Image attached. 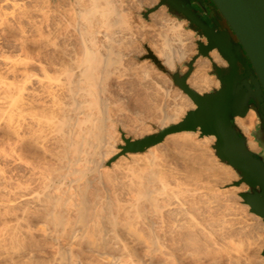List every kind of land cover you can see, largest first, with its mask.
Listing matches in <instances>:
<instances>
[{"label":"bare ground","instance_id":"obj_1","mask_svg":"<svg viewBox=\"0 0 264 264\" xmlns=\"http://www.w3.org/2000/svg\"><path fill=\"white\" fill-rule=\"evenodd\" d=\"M3 2L6 6L5 8L9 7V9L12 10L13 8L11 7L14 6L16 9V5L13 1L4 0ZM152 4H154L153 1ZM122 5L123 0H74V9L78 15L76 19L81 23V25L78 26V31L82 37L81 48L79 47L82 53L79 55L76 52L79 50L75 51L70 41H52V46L55 47L56 52L55 54L53 53L51 57H46L39 53L37 57L33 58L30 49L25 47L23 48L25 57H30L32 61L28 60L29 58L27 59L28 61L24 58L27 62L23 70L22 79L16 80L14 77V79L12 78L7 81L4 79V81L0 80V88H2V94H4L3 106L0 108V120L2 122L4 121L5 124L12 128L13 133L20 142L21 153H23L24 156L27 157L31 155V151L25 146L26 144L27 146L31 144L32 147L33 144L36 146L38 145L43 151L41 155H37L38 159L39 157L42 159L44 158L46 160H44L45 162H51L53 165V168L47 171L43 168V164L34 166L33 182L37 184L36 189L29 190L30 184L28 185V182L26 185L19 184L18 188L16 187L18 190L20 189L18 197L24 200L25 207L21 211L22 217L18 218L17 214L11 217V219H16L17 221L14 224H10L9 228L3 231L4 233H2V236L3 239L9 243V248H11L12 251H17L25 249L28 245L34 244L35 232L33 231L42 232L43 236L50 240L51 244L55 247L53 258L46 262V264L84 263L82 255L75 251L74 242L80 245L87 244L96 256H99L109 264H120V262L123 261L122 258L111 254L107 246L112 243L114 238L122 241L124 245H127L119 232V229L123 228L128 232L129 237L133 238V241L139 240L140 242H144L147 249L145 256H140L133 248L130 249V255L132 256L130 264H156L154 258H159L158 255H161L166 250L167 257L164 259V264H202L203 259L201 252L203 250L201 252L200 250L203 248L201 247L200 249L197 243L198 240L195 241V238H190V236L198 235L197 237H199L200 231H202V233L205 231L209 238L215 234V231H212L214 229L213 226H211L213 228L212 230L211 228L207 230L208 227H205L208 220L211 219L212 213L211 215L204 213L208 217L204 216L202 219L198 218L194 215L193 208L191 209L188 205L187 207V202L179 201L178 198V202L170 206L168 204L169 209H173V212L175 210L176 215L172 216L173 218H171V220L168 211V219H170V221L168 219L165 221L164 218L167 217L162 219V215L164 214H162V209L165 208V205L158 201L159 197H157V192L155 193V190L143 181L144 177L142 172L144 170L136 172L137 182H135V187L137 191L134 199H131L127 203H120L119 201L105 198L104 193L100 194L102 187L101 189L99 187L102 185L101 183L105 181H101L103 180L102 177L106 169H102L104 168L103 164L106 159L116 151L117 143L114 138L115 122L113 123L112 121L113 111L116 107H119L118 109L120 110H124V108L121 107V109L120 106H116L118 102L121 105L120 99H122L116 95L119 94L117 90L123 89L122 84L124 81L131 83L134 76L136 78L138 76V81L143 84L145 81H152L155 77L153 73L156 70L154 65L146 60L138 63V65L136 62V66L133 67H131L132 65L130 67L124 65L123 60L126 53L123 52V47L124 49L128 48L127 44L131 43L134 29L131 22V14H129L130 12L123 11L121 9ZM15 9H13V11H15ZM11 10H9V12ZM42 10L43 9H41L40 12ZM166 10V7H161L158 11L155 10L156 12L152 13L153 18L156 20L155 25H157V28H153L157 31V35L160 39V42H158L156 46V50L159 56H163L166 59V63L173 68L175 66V61L182 60L187 54V49L192 48L194 38L193 31H184L183 23L171 17ZM68 11L70 10L68 9ZM44 12L42 13L43 16ZM12 13L10 12L9 15ZM97 13L99 14L98 17L96 16ZM56 16L57 13L54 15L51 12L44 16V25H46L49 30V35H54L55 30L62 23L61 18ZM64 16L65 15L62 17ZM97 20L101 21V23H96ZM36 27L38 28L37 31L42 35L43 25L37 24ZM16 28L20 32V36L17 38H19V40L21 39L20 41L23 45H27L28 35L24 33L27 31H25L22 25H18L17 23ZM102 28H104V31L101 30ZM100 33H103L102 35L103 37L105 36L106 39L105 41H103V39V42L97 45V42H100L97 39ZM49 44H51V42ZM58 50L60 51L59 53H61L60 55L57 53ZM128 53L129 52H127V54ZM213 62L220 66L227 65V62L221 57L217 49L210 52V58L200 56L196 60L195 64H197V67L187 81L192 89L199 93H204L214 85L216 88L219 87V80H213L208 73ZM32 67L38 70L32 71ZM136 78L135 80L137 81ZM130 85L129 88H131ZM134 85L136 88L137 84ZM143 86H145V84ZM165 95L167 108L169 107L168 104H171L170 102H173L172 105L174 106L173 113L168 112L167 108L165 109V111L167 110L169 113L165 116L167 119L175 120V123L181 121L188 110H192L196 107L191 98L181 89L176 96H170L168 93ZM115 97L119 98L120 101L118 99V101H116ZM0 101L2 102V100ZM118 109H116L115 113H117V111L118 113L121 112ZM118 113L117 115L120 114ZM246 115L236 116L235 122L241 131L248 136L257 114L256 111L252 109L249 111L248 115ZM196 134L197 133L193 131L175 133L168 136L161 144L174 139L172 143L177 141V145L180 144L181 148H187V146H192L194 144L200 147L205 146V149L209 152L210 148L207 146L215 142V136H204L201 141L193 142ZM248 145L253 150L259 149L258 143L254 140H248ZM186 148L184 149L186 150ZM188 149L192 148L188 147ZM197 149L200 148L197 147ZM1 151L3 152L2 149ZM168 152L171 153L170 151ZM203 153H201V155H203ZM206 153L204 154L207 160L210 157L206 158ZM209 153L211 154V151ZM169 156H173V153ZM133 157L135 158L136 154L133 155ZM18 158L20 159V157ZM155 158H157V155H155ZM216 158L214 163L219 167L222 173L226 174L225 177H237L236 172L231 166L221 163ZM207 162L209 164V161ZM211 162H213L212 160H210V164H213ZM151 166L152 168L150 169L148 179L160 178L161 168L159 164H157L155 160H152ZM193 168L195 169V167ZM134 172L135 171H132V173ZM192 172L198 175L196 170ZM212 173L213 172H211V174ZM30 182L32 183V179H30ZM95 182L101 185L97 188L96 186L98 184L95 185ZM104 185L106 186L107 183H104ZM16 188H14V190ZM105 189H107V187ZM240 190L241 187L235 188L237 193H239ZM14 199L15 198L10 199V201ZM188 204L191 205L190 202ZM245 205L246 208H249V205ZM204 209L202 208V211ZM211 209L213 210V208H210L208 211ZM252 214L250 221L247 222H251V226H254L256 231L260 230L264 232V221L262 217L254 213ZM205 217L208 218V220ZM203 218L207 220L206 223ZM20 220H24L23 222H25V224L20 222ZM212 220L213 218L210 221ZM163 221H169V223H167L168 227L163 224ZM244 227L245 226H243V228ZM246 231L248 232L247 229ZM162 233L168 236L167 240L170 245L164 243L166 238L162 240ZM257 233L256 235H259V233ZM189 234L191 235L189 236ZM260 234L264 233L260 232ZM204 237L208 239L206 234ZM259 237H261V235H259ZM67 238L69 240L66 243L65 241ZM201 239L203 240V238ZM212 242L216 243L215 240ZM231 243V241H227V246H225L226 248L223 247V249L226 250L229 248ZM187 244H189L188 248H186ZM236 244L232 243L231 247H236L235 249L237 250L242 249H239V247H237L238 244ZM240 244L238 246H241ZM209 246L210 248L208 249ZM209 246H206L208 255H211L213 258V256H216L214 255L215 247H213V245ZM263 247L264 244L257 250L261 251ZM227 252L230 253V251ZM133 256H136V258L133 259ZM236 257L238 258L239 256L236 255ZM233 258L235 259V257ZM29 259L35 264L39 262L35 254H32ZM250 260L252 259L250 258ZM254 261L256 260L252 262ZM259 264H264V259H262Z\"/></svg>","mask_w":264,"mask_h":264},{"label":"rangeland","instance_id":"obj_2","mask_svg":"<svg viewBox=\"0 0 264 264\" xmlns=\"http://www.w3.org/2000/svg\"><path fill=\"white\" fill-rule=\"evenodd\" d=\"M3 1L4 0H0V5H1L0 8L2 9V10L0 9V54H1L0 55V76H1L0 80L7 81V80H11L12 78L14 79V77L16 80L22 79V76H23L22 74L24 73L23 70L26 66V62L28 60H31L30 57H25V52L23 49L25 47L30 49L31 54H32L31 56L33 58L37 57L39 53L41 55H45L46 57L47 56L51 57L53 53L55 54L56 52L55 47L52 46L53 45L52 41L54 40L59 41V42L70 41L75 51L79 50V51H76L79 55L82 53L80 50L82 37L78 31L79 30L78 26L81 25V23L78 19H76L78 15L76 14L75 9H74V0H57L55 3H53L52 0H10L11 2L13 1V3H15L16 5V9L14 6L11 7L15 9V11H13V9L12 10L9 9V7L5 8L6 6L3 4L4 3ZM152 1L154 4H152ZM157 2L158 0H123V5L121 9L125 12H128V13L130 12L129 14H131V22H132V26L134 29V34H133V37L131 38V43L127 42L128 48L124 49L123 47V52L126 53V56L124 57V60H123L124 65L126 67H130L132 65L131 67H133V66H136V62L138 65V63H141L142 61H145V60L149 61V63L153 64L154 67L156 68L155 72L153 73L155 77L153 78L152 81H149V82L145 81L144 83L145 86H143L144 84L138 81L139 80L138 76L137 78L134 76L131 83L129 82L133 86H131L127 81L126 82L124 81L122 85L125 91L123 89L117 90L119 94H116V95H118V97L122 99H120L121 105L118 102L119 105L117 103L116 106H120V108L122 107L124 108V110H120L118 109L119 107H116L115 110L113 111V116H112L113 118L112 121L113 123L115 122L114 138L117 143L116 151L110 157H108L103 164L104 168L102 169H105V168L106 169L104 170V176L102 177L103 180L101 181H104V180L105 181L101 183L102 185L100 183L98 184L95 182V185L98 184L96 186L97 188L101 185L99 187L100 189L102 187L100 194L104 193L105 195L104 194L103 195L105 198H110V199L119 201L120 203H127L131 199H134V196L137 191L135 187L136 186L135 182H137L136 172L140 170H144L142 172L143 177H144L143 181L149 184L150 187L155 190V193L157 192L156 193L158 194L157 197H159L158 201L162 203L163 205H165V208H163V205H162V208H163L162 214L164 213L163 214L164 216L162 215V219L164 217H167V218H164L165 221H167L166 219L169 218L168 211L170 214V219L173 218L172 216L176 215L175 210L173 212L172 211L173 209L172 210L169 209L168 204L170 206L171 204L178 202V198H179V201L187 202L186 206L188 205L189 207H191V209L193 208L194 210L193 213L198 218L202 219V217L204 216L208 217L207 215H211L212 213V216H211V219L213 218L212 221H210L211 219L208 220V218L206 217L205 218L208 220V222L205 218H203V220L205 223L207 222L205 225L206 228L208 227L207 230L208 229L210 230V228L212 230L214 228L212 231H215L216 235L213 234L212 237L209 238V236L207 235L205 231H203V233L202 231H200L201 233L199 232V237H197L198 235L190 236L191 234H189L190 238H195V241L198 240L197 241L199 245L198 247L200 249L201 247L203 248L200 250V252L203 250L202 251L203 253L201 252L202 259H203L202 264H240V263L250 264V262L251 264L253 263L259 264L262 261V259H264V257L261 256L262 250L260 251L257 249H260V247L264 244V238H263L264 234H260V232L261 233H264V232L260 230L256 231L255 230L256 228H254V226H251V222H247V221H250V218L253 215L249 211L250 207L246 208V205L243 204L242 198L235 191L236 187L229 186V184L233 180L237 179V177L235 178L232 176L228 178V177H225L226 176L225 173L221 172L219 167L214 163L215 158L217 156H215L212 145L207 146L208 148H210V151H211V154H210L209 153L210 151L208 152L205 149L206 148L205 146L203 147L201 146L202 147L201 148L200 146L193 144L192 146H187V148L186 147L181 148L180 144L177 145V141H175L176 143L175 144V143H172L174 142V139H171L170 140L171 142L168 141V142H165L164 144H159V145L150 147L146 152L129 153L127 155H123L119 157L115 162H113L111 166H106V162L112 156H114L120 151L118 147L119 144H123L120 129L134 136L135 138L140 139L148 134L158 132L162 130L163 128L175 123V120L167 119L165 116L166 114H169L168 112H172L174 110L173 109L174 106L172 105L173 102H170L171 104H168L169 107L167 108V104L165 103L166 102L165 94L168 93L170 96H176L180 88H178L174 84L170 76H168L162 70H160L150 59H145L141 61L138 60L139 56H142L147 52L144 47V44L148 43L152 51L157 55L159 59L162 60L163 64L167 68L171 70H174L175 68V66L171 68L170 65L166 63V59L163 56H159L156 50V46L158 45V42H160V39L157 35V31L154 29V28H157V25H155L156 20L152 16L153 12L150 14L149 20H146L142 16V13L147 8L153 7V5H155V3L157 4ZM161 7H166V6H161ZM41 9L43 10L40 12ZM68 9L70 11H68ZM4 10L5 11L7 10L6 13ZM9 10H11L10 11L11 13L12 11L13 13L14 12L15 13L14 14L12 13L11 15H9L10 14ZM17 10L20 12H18ZM43 12H44V16L45 14L47 15V13L51 12L54 15H56L57 13L56 17L61 18L62 23L55 30L56 36L55 34L54 35L48 34L49 30L47 29L46 25H44L45 17L42 15ZM59 12L62 14H60ZM74 14L76 15L73 16ZM63 15H65L66 18L65 16L62 17ZM98 15L99 14L97 13L96 16L98 17ZM175 19L178 20L177 18ZM154 20H155V23H154ZM178 21L183 23V26L185 29L184 31H193V30L187 29L186 20H178ZM14 22H16L18 25H22V27L25 28V31H27V32H24L25 34L27 33L26 35H28L27 36L28 41L26 42L27 45L26 44L23 45V43L20 41L21 39L19 40V38H17L20 36L19 35L20 32L16 28V23ZM96 23H101V21L97 20ZM37 24L43 25L42 35L39 31H37L38 30V28L36 27ZM101 30L104 31V28H102ZM60 31L62 34L60 33ZM102 34L100 33L97 36V39L100 41V42H97L98 43L97 45H100V43H102L106 39L105 36L103 37ZM193 38H194L193 39L194 44L192 48H188L186 56L182 60H176L175 65H182L185 60H188L190 56L195 55L197 53V48H196V43H195L196 35L194 31H193ZM50 42L51 44H49ZM59 52L60 51L58 50L57 52L58 55L61 54ZM127 52H129L130 54L129 53L127 54ZM17 57L18 58L20 57V58L18 59ZM24 58H26V60L28 58L29 59L26 61L24 60ZM196 67H197V64H195V68ZM32 69H33L32 71L38 70L35 67H32ZM182 70L183 71L186 70V67H183ZM210 76L212 77L213 80H215L214 76L212 75ZM135 78L137 79V81L135 80ZM134 84H137L138 86L136 85V88H135ZM129 85L131 88H129ZM213 87H216V86L214 85ZM213 87H211L210 89H212ZM2 93H3V90L2 88H0V100H2V102L0 101V108L3 106L4 94ZM116 97L115 99L116 101H118L119 98H116ZM170 106H173V107H170ZM166 108L168 112L167 110L165 111ZM116 109L121 111L119 112L120 114L117 111L119 115L115 113ZM257 120L258 118L256 117V119L254 120L252 124L251 130L255 128L254 125L256 126V124L254 123H256ZM196 133L197 134L195 135L193 142L195 141L199 142L203 138L199 136L198 132ZM247 137H248V140L250 139L254 140L253 136H251V131ZM25 146L31 151V155L27 156L28 158L24 156L23 153H21L20 142L17 136L13 133L12 128H10L7 124H5L4 121L2 122L0 120V234H1L0 236H2V233H4L3 231H6L9 228L10 224H14L17 221L16 219H11V217L15 216L16 214L18 215V218L22 217L21 211L25 207V202L24 200H21V198L18 197V195L20 194L19 193L20 189L19 190L17 189L18 185L19 184L26 185V183L28 182V185L30 184L29 190L36 189L37 184L36 182H33L34 166L37 164L38 165L43 164V168L46 171L51 170L53 168V165L51 162H45L46 160L40 157L38 159L37 155H41V153H43L40 146L38 145L36 146L34 144H33V147L31 146V144H30L31 147L29 145L27 146V144ZM188 147L189 148L191 147L192 149H188ZM197 147L200 149H197ZM184 148H186V150ZM1 149L3 150V152L1 151ZM167 150L170 151L171 153H169ZM195 150L196 151L198 150V151L196 152ZM203 151L204 153L207 152L206 158L210 157L211 159L208 158L206 160L205 154L203 153ZM260 151L261 149L259 147V149L256 152H260ZM172 153H173V156H169V155H172ZM201 153H203V155H201ZM135 154H136V157L134 158L133 155ZM155 155H157V158H155ZM18 157H20V159ZM216 159L219 161L218 158ZM42 160L43 161L45 160L44 163ZM152 160H155V162H157V164H159L161 168L160 178H156V179L152 178L151 180H149L148 178H149L150 169L152 168L151 166ZM210 160L213 161L211 162L213 164H210ZM207 161H209V164ZM193 167H195V169ZM194 170L198 172V173L196 172L198 175L194 174L195 172H192ZM132 171H135V172L132 173ZM211 172L213 173L211 174ZM30 179H32V183L30 182ZM104 183L105 184L107 183V185L105 186ZM106 187L107 189H105ZM14 188H16L17 190L16 189L14 190ZM244 188L245 186H241V190H243ZM13 198L15 199L13 201H10V199H13ZM189 202L191 205L188 204ZM200 206L203 209L204 208L205 209L202 211V208ZM209 207L213 208V210L212 209L210 210L213 212L208 211V209H210ZM200 211L203 215L200 213ZM171 213H173L174 215ZM204 213H206L207 215H205ZM170 219L168 220L170 221ZM23 221L24 220L22 221L20 220V222H23ZM165 221H163V224L165 226L167 225L166 227H168L167 223H169V221L168 222H165ZM23 224H25V222H23ZM211 226H213V228ZM243 226L245 227L243 228ZM253 228L256 232L253 230ZM246 229L248 230V232L246 231ZM33 232H35L34 233V244L28 245L25 249L17 250V251H12L11 248H9L10 247L9 243H7L3 239V236L0 237V264H35L31 259H29L32 254H35L36 259L39 260V262L36 264H46V262L51 260L54 256L53 252L55 250V247L51 244L50 240H48L46 237L43 236L42 232H39V231H33ZM119 232L124 238L127 245H124L122 241L116 240L114 238L112 240V243H110L107 246V249L111 254H114L122 258L123 261H121L120 264H130V259H132V256L130 255V249L132 248L140 256H145L147 249L145 247L144 242H140L139 240L133 241L132 240L133 238L129 237L128 232L124 230L123 228H120ZM257 232L259 233V235H261L262 238L259 237V235H256ZM205 234L208 239L204 237ZM161 237H162V240L166 238L164 243L165 244L168 243V245H170V243L167 240L168 236L163 234L161 235ZM200 237L203 238V240ZM213 239L215 240L216 243L212 242L214 241ZM68 240L69 239L67 238L65 242L67 243ZM227 241H231L234 244H236L237 242L238 243L240 242L241 244L240 243L239 244L241 246H238L239 245L238 243H237L238 245L237 244L236 245L237 247H239V249L240 248L242 249L237 250L235 249L236 247L232 248L231 247L232 243L229 246V248H227L226 250L223 249V247L226 248L225 246H227ZM201 243H203L204 245ZM74 245H75V251L79 252L82 255L84 263H81V264H109L107 261L101 259L99 256H96V254L88 247L87 244L80 245L74 242ZM209 245H213V247H215L214 255L216 256H213V258L211 257V255H208V249L210 248ZM188 246L189 244H187L186 248H188ZM206 246H209L208 249L206 248ZM227 251H230V253H228ZM166 254H167V250L164 251L161 255L159 254L158 255L159 258L155 257L154 258L155 263L164 264V259H166L165 257H167ZM236 255L239 257L237 258ZM233 257H235V259ZM254 257L257 259H255ZM135 258L136 256H133V259ZM250 258L252 260H250ZM253 260H256V261L252 262Z\"/></svg>","mask_w":264,"mask_h":264},{"label":"water","instance_id":"obj_3","mask_svg":"<svg viewBox=\"0 0 264 264\" xmlns=\"http://www.w3.org/2000/svg\"><path fill=\"white\" fill-rule=\"evenodd\" d=\"M57 0H52L55 3ZM216 13L212 25L202 19L196 8H190L189 0H158L153 7L147 8L142 16L149 20L150 14L161 6L178 20L187 21V29L196 35L197 53L175 65L174 70L167 68L144 44L146 53L138 60L150 59L160 70L170 76L174 84L186 93L196 107L188 110L178 123L137 139L120 129L123 144L120 151L112 156L106 166H111L120 156L129 153H143L150 147L159 145L175 133L183 131L198 132L204 136H215L212 144L215 156L223 164L229 165L237 174L229 186L245 188L238 195L249 211L262 217L264 221V0H210ZM225 20L230 30H218ZM217 49L227 62L220 66L213 62L209 74L219 80L218 88L199 93L188 84V78L195 69V61L209 57ZM186 67V70H182ZM254 109L260 122L258 128L251 130V136L259 144L260 152L249 148L248 137L235 122L236 116H245ZM264 257V248L261 251Z\"/></svg>","mask_w":264,"mask_h":264},{"label":"flooded vegetation","instance_id":"obj_4","mask_svg":"<svg viewBox=\"0 0 264 264\" xmlns=\"http://www.w3.org/2000/svg\"><path fill=\"white\" fill-rule=\"evenodd\" d=\"M189 4L188 6L190 8H196L197 13L201 15L202 19L205 20L208 24L212 25V20L215 19L216 13H215V8L213 6V4L211 3L210 0H189ZM218 22L220 23V27L218 30H224V29H228L230 30L231 35L234 37L235 40H237V38L235 37L234 33L231 31V29L229 28L228 24L225 22V20H220L217 19ZM256 126L254 125L255 128H258L260 122L257 120Z\"/></svg>","mask_w":264,"mask_h":264},{"label":"crops","instance_id":"obj_5","mask_svg":"<svg viewBox=\"0 0 264 264\" xmlns=\"http://www.w3.org/2000/svg\"><path fill=\"white\" fill-rule=\"evenodd\" d=\"M250 110H252V108H251V109H249V111H250ZM253 110H254V109H253ZM249 111H248V113H249ZM248 113H247V115H248ZM247 115H246V116H247ZM249 148H250V147H249ZM250 149H251V148H250ZM251 150H253V149H251ZM253 151H254V150H253ZM255 151H257V150H255Z\"/></svg>","mask_w":264,"mask_h":264}]
</instances>
